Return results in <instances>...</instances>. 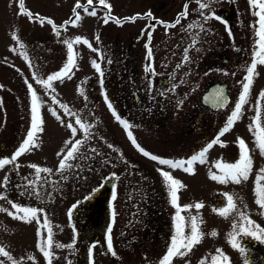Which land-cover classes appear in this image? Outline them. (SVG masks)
<instances>
[{
  "label": "rangeland",
  "instance_id": "1",
  "mask_svg": "<svg viewBox=\"0 0 264 264\" xmlns=\"http://www.w3.org/2000/svg\"><path fill=\"white\" fill-rule=\"evenodd\" d=\"M18 1L0 0V159H10L14 154L10 153L12 149L17 151L26 138L23 137L26 124L22 118H16L19 114L9 102L13 94L26 95L22 85L31 84L36 92L41 124L45 126V131L43 136L41 131L37 134L38 147L31 148L27 157L23 154L14 163L0 168V248L7 251L12 258L0 255V261H3V264H13V261L16 264H49V260L51 264H89L87 260L91 261V264H159L158 257L164 252V246L158 243L157 249H154L155 246L137 240L139 232H142L141 228L148 227V222H172L175 228L177 208L171 203L169 191L160 172H157L156 178L160 189L166 193L156 194L150 188L147 189L146 195L141 193L137 187L139 183L134 181V177L131 179L123 172L120 145L116 140L107 138L108 126L103 118L90 111L95 109L99 98L95 95L96 89L88 90V87L91 88V84L97 83L96 78L100 76L92 61H104L103 35L106 31L116 33V27L111 26L108 30L110 26L107 25H110L112 20L105 24V15H101L102 12L97 10V7L96 16L88 15L83 8L77 9L81 19L65 24L70 17L75 20L72 10L77 0H24L23 13ZM137 2L144 0H105V4L110 5V15L115 18H118L120 4L133 7ZM79 3L87 4V0H79ZM93 4H99V0H93ZM93 8L89 7L88 12ZM29 12L33 16L39 14L45 18L44 22L30 19ZM48 19L58 25L59 35L47 22ZM75 37L82 39L77 43ZM83 39H87L97 51L85 45ZM66 40L73 43L75 55V66L69 73L71 78L65 76L62 80H54L51 82L52 87L46 88L38 81L46 80L50 74L63 68L68 52ZM54 42L57 43L55 52ZM98 51L100 53H97ZM27 91L31 97L29 89ZM61 104L66 105L75 116H80L85 123L92 125L89 138L85 139L83 130L75 125V116H69L64 108L60 107ZM53 111L60 119L52 114ZM70 122L77 127L75 139L84 140V144L79 158L69 161L74 166L66 169L61 175L57 171L56 163L62 157L57 153L62 149L66 152L71 147L64 143L72 139L71 129L68 127ZM109 129L116 131V124L115 130L110 122ZM242 139L248 142L247 137ZM245 150L251 157V169L248 179L241 180L238 184L231 180L220 182L211 179L210 173L215 174L218 165L211 166L208 163L197 166L199 176L196 177L187 176L183 172H170L184 185L178 191L177 201L181 206V216L185 218L186 223H190L191 217H197L199 230L204 233L199 244L186 256L174 257L171 264H200L205 257L210 264L211 256L216 254L217 249H222L223 253L230 257L231 264H244L243 255L231 246L228 235L233 231V224L239 222L238 211L244 212L256 224L264 227V208L256 203L257 176L261 177L259 188L264 195V173L261 172L264 169V154H261L260 149L251 147ZM208 157L220 158V155ZM239 157L240 153L234 164L239 161ZM131 161V158L128 159V162ZM35 163L51 169V172H41L37 177L35 169L31 167V164ZM134 173L131 168L127 171L128 175ZM112 174H115V178H111ZM5 176L9 177L7 187L3 186ZM106 179L112 182L108 202H105L108 209L103 211L99 218L93 214L77 216L73 212V206ZM33 181L34 184L31 183ZM114 185L116 197L113 200ZM228 195L233 197L238 211H232L225 217L218 214V210L226 206ZM13 203L43 209L39 214L40 223L35 219L24 222L14 218L16 210L12 207ZM197 203L203 205L198 210L195 208ZM185 205L193 207L185 209ZM45 216L51 228V248L46 244L48 228L43 224ZM94 222L99 224L100 229L95 231L90 228L88 223ZM110 225L112 250L115 255L108 249ZM213 230L218 235L211 236ZM189 231V228H185V233ZM38 243L50 252L49 258H45L37 247ZM56 244L73 246L57 248ZM136 253L137 256L142 254L145 257L136 260ZM149 255H152L153 260H149Z\"/></svg>",
  "mask_w": 264,
  "mask_h": 264
},
{
  "label": "flooded vegetation",
  "instance_id": "2",
  "mask_svg": "<svg viewBox=\"0 0 264 264\" xmlns=\"http://www.w3.org/2000/svg\"><path fill=\"white\" fill-rule=\"evenodd\" d=\"M207 2L210 8L203 10L204 16L214 12L220 20H205L196 0H144L135 3L133 7L122 3L118 7L117 19L125 20L137 14H140V18L134 22L125 20L122 24L112 20L107 25L110 26L108 30L115 26L116 33L105 30L103 35L104 61L99 62L103 76L98 72L100 76L96 78L97 83L88 87V90L96 89L94 92L99 98L95 109L90 111L103 118L108 126L107 138L116 140L120 145L124 174L131 179L134 177V181L139 183L138 189L144 195L148 188L156 194L166 193L159 187L157 169L183 172L187 176L196 177L199 176L197 166L203 163L195 162L194 174H189L179 168L160 165L144 156L114 118L107 102H111L115 112L131 125L130 131L137 143L145 151L162 158L187 160L218 138L219 143L208 150L204 162L211 166L218 165L216 175H223L224 166L236 162L234 160L241 153L238 138L247 137L245 149H259L257 138L264 135L261 132L264 128V99L260 98L261 91L264 90V65L258 63L239 119L228 132L218 136L234 110L242 85L246 82L244 78L247 67L252 63L254 46L259 50L256 45L259 37L255 34L259 18L252 14L258 8H251L248 0ZM186 3L188 15L181 18L180 24L166 29L163 24L158 23H174ZM89 7H97L102 12L101 15L108 11L99 4ZM149 11L154 19L145 16ZM54 24L58 27L55 21ZM149 25H155L154 29ZM189 25L193 27H188ZM149 32L152 34L150 44ZM92 33L95 35L94 30ZM149 48L151 60L148 59ZM56 49L57 43L54 42V52ZM146 66H150L152 71H146ZM213 86V92L206 95ZM22 88L26 95L13 94L9 102L19 114L16 118H22L26 124L23 131V137H26L29 126L31 127V97L27 91L28 86L22 85ZM110 122L114 129L116 124L117 132L109 129ZM41 128L43 136L45 126L41 124ZM14 150L10 153H15ZM216 154L220 158L208 157ZM27 155L28 151L24 153V156ZM130 158L132 161L128 162ZM56 164L58 167L59 162ZM34 165L45 168L39 163ZM129 168L135 171L133 175L127 174ZM106 180L98 186L99 191L94 195L92 191L77 202L73 209L77 216L93 214L99 218L108 209L105 202H108L112 186H107ZM89 196L91 198L86 199ZM88 224L95 231L100 229L96 222ZM141 230L137 240L155 246L154 249H157L158 243L164 246V252L158 257L161 260L173 237L174 223L148 222V227ZM241 243L247 248V258L251 264H264V243L247 236L241 237ZM149 256V260H153L152 255ZM134 257L141 260L145 255L137 256L136 253ZM243 257L244 262L245 256ZM87 262L91 264V261Z\"/></svg>",
  "mask_w": 264,
  "mask_h": 264
},
{
  "label": "snow or ice",
  "instance_id": "3",
  "mask_svg": "<svg viewBox=\"0 0 264 264\" xmlns=\"http://www.w3.org/2000/svg\"><path fill=\"white\" fill-rule=\"evenodd\" d=\"M198 3V7L201 10L200 14L204 16L203 10L206 8H210V4L207 2V0H204V2H201V0H196ZM249 6L254 10L252 14L254 16H257L259 19L257 21L259 27L256 29V36L259 37V39L256 41V45L259 46V50H256V47L254 46L253 50V59L250 66L246 69V76H245V83L242 85V91L239 95L238 101L235 103L234 110L231 112L230 116L228 117L224 127L221 129V131L218 133V136H222L224 133L228 132L232 125L235 123L237 119H239L241 110L243 105L247 102V95L250 91L251 84L253 82L252 78L253 75L256 74L255 70L257 68V64L264 65V0H248ZM93 4V0H87V4H80L79 0H77L76 5L73 8V13L75 14V20L70 17L69 21H65V24L68 23H74L75 21H78L81 19L79 13L77 12V9L83 8L84 11L90 15V16H96L97 11L95 7L91 12H88L89 6ZM99 5L104 6L108 11L105 13L103 22L107 24L109 20H114L117 24H122L125 22V20H129L131 22H134L136 19L140 18V14L134 15L130 18H125V20L117 19L110 15V5L105 4V0H99ZM19 6L21 9V12L24 11V0H19ZM188 15V4L186 3L184 5V9L181 13L177 15V18L174 23L168 24L163 21H159L158 23H161L164 25V27L167 29L169 27H175L177 24H180L181 18H186ZM28 16L30 19L39 20L41 23L44 22L45 18H42L39 16V14H36L33 16L32 13H28ZM150 19H154L152 17L151 12L145 14ZM205 20L215 18L217 20H220L221 18L218 16H215V13L212 12L209 16H204ZM49 24H52L53 30L56 32L57 35H59V30L57 26L54 24V22L50 19L47 20ZM149 27H152L154 29L155 25H149ZM188 27H193V25H189ZM202 27V26H201ZM15 39V36H13ZM81 37H75V42L79 43L81 41ZM96 39H99V36L96 37ZM152 39L151 32L148 33V41L149 44ZM83 43L87 45L91 50L97 51L96 49L92 48L91 43L87 39H83ZM65 44L67 45V61L64 64L63 68L53 74H50L46 80L38 81V83H42L46 88H51L52 84L51 82L57 79L62 80L65 76H67L69 79L71 76L69 73L71 72V69L75 66V55L73 51V43L71 41L66 40ZM148 47V45H146ZM152 53L151 49L148 50V59L151 60ZM185 60H187V56H185ZM110 62V61H109ZM93 67L96 69L97 72L100 73L101 77L103 76V72L101 71L99 63L97 61H92ZM146 71L151 72L152 69L150 66H146ZM103 81L101 80V84ZM29 92L31 93V127L30 130L27 132L26 138L23 140L22 144L19 146L18 150L11 156L10 159H0V168H3L5 165L14 163L17 159V157H20L22 154L29 151L31 148L38 147V144L36 143L37 140V134L42 131L41 128V117L39 114V108L40 105L38 103V97L36 95V92L32 89V85L28 84ZM260 98L264 99V90L261 91ZM105 99L107 101V96L105 93ZM221 101H218L220 103ZM107 106L112 111V114L114 118L123 126V128L127 131V135L133 145L146 157H150L151 160L157 161L160 165H167L172 169H182L185 172H188L189 174H194V168L193 165L195 162L204 163L206 153L209 149L213 147L214 144L219 143L218 138L212 140L210 143H208L200 152L193 154L189 159L187 160H172L167 158H162L153 154H150L149 152L145 151L136 141V139L133 137L132 132L130 131L131 125L124 119H122L119 114L115 112V110L112 108L111 102H107ZM60 107L64 108L65 112L69 116H75L74 113H72L66 105L61 104ZM52 114L54 116H57L56 112L53 111ZM57 119H60L59 116H57ZM63 123V121H61ZM75 125L79 126L80 129L83 130L85 134V139L89 138L90 136V128L92 127L91 124L85 123L80 116H75ZM68 127L71 129L72 133V139L66 140L64 143L65 145H71L65 152L63 149L57 153L58 156H61L62 159L59 161L57 171L63 175L64 171L66 169L72 168L74 165L69 163V161L76 160L79 158L80 150L83 147L84 140L82 139H75L76 133H77V127L73 126V124L70 122L68 124ZM252 127L251 125L249 126ZM261 132L264 133V128L261 129ZM258 147L261 151V154H264V135L259 136L258 138ZM74 140V143H73ZM239 144L241 146V153L239 157V161L236 164L232 165H226L223 168V175H216L213 173H210V178L213 180H218L220 182H228L231 180L234 183H240L241 180H247L249 171L251 169V157L248 154V152L245 150V142L242 138H238ZM223 147L224 145L221 144ZM109 147H112V145H109ZM33 169H35V174L37 177H39V174L41 172H51V169L47 168H40L37 165H31ZM158 172H160V175L162 179L165 182V185L169 191V195L171 198V203L177 208V212L175 215V231L174 235L172 237L170 246L167 248V251L165 255L160 260L159 264H171V260L176 257H184L186 256L192 248L201 242L203 239L204 233L199 230V224L197 222V217H191L190 223L185 222V218L181 216V206L178 204V191L180 188L184 187L181 181L175 179L169 171H164L162 169H157ZM262 173H264V169L261 170ZM111 178H115V174H112ZM261 177L257 176V200L256 203L261 207L264 208V195L261 194L260 188H259V182ZM9 180L8 176L4 177V187H7V182ZM31 183H35L34 181ZM96 191H99V189L93 190V195ZM113 200L116 197L115 192V185L113 186ZM6 198V197H4ZM91 196L87 197L86 199H90ZM203 205L201 203H197L195 205V208L198 210ZM13 209L16 210L14 218H18L23 220L24 222H31L32 220H36L37 223H40L39 214L42 213L43 209H37L32 206L27 205H17L15 203L12 204ZM76 205L73 206L75 208ZM185 209L193 207L192 205H185L183 206ZM7 211V210H5ZM214 211H217L214 209ZM232 211H238L235 201L233 200V197L231 195L227 196V204L225 207L220 208L218 210V214L227 217L230 212ZM12 215V213H9ZM72 215V209L69 210V216ZM239 215V222L233 224V231L230 232L229 235V243L234 249H238L239 252L245 256L244 264H251L250 260L247 258V248L243 246L241 243V237H251L252 239L256 241H260L261 243H264V227H261L260 225L256 224L250 216L246 215L242 211H238ZM202 223V220L200 221ZM43 224L45 227L48 228V238L46 241L47 247H52V234H51V228L49 226V221L47 217L45 216ZM185 228H189L190 231L185 233ZM109 236H108V249L112 252L113 255H115V252L112 250V243H111V225L109 226ZM37 235L39 236L40 233L38 232ZM211 236H216L218 233L213 230L210 233ZM73 245H62V244H56L55 247L57 248H64L68 247L71 248ZM38 248H40L41 252L45 256V258L50 257V252L45 249V247H42L40 243L37 245ZM94 247V245H93ZM0 255H3L4 257H8L9 259H12L7 251H5L3 248H0ZM89 255L91 256V249L89 251ZM0 264H3V261H0ZM13 264H16L15 261H13ZM49 264H51V260H49ZM70 264V262H69ZM200 264H209L207 258H202ZM210 264H231L230 257L226 256L222 249H217L216 254L211 256Z\"/></svg>",
  "mask_w": 264,
  "mask_h": 264
},
{
  "label": "water",
  "instance_id": "4",
  "mask_svg": "<svg viewBox=\"0 0 264 264\" xmlns=\"http://www.w3.org/2000/svg\"><path fill=\"white\" fill-rule=\"evenodd\" d=\"M213 90H214V86H213V87H211V88H210V90H209L208 92H206V95H208V94L212 93V92H213ZM106 184H107L108 186H110V185H111V182H110L109 180H107V181H106Z\"/></svg>",
  "mask_w": 264,
  "mask_h": 264
}]
</instances>
